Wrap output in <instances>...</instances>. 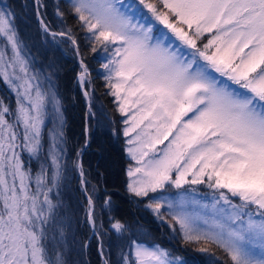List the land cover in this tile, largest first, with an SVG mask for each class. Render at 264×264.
Wrapping results in <instances>:
<instances>
[{"label":"snow or ice","instance_id":"6c2138e0","mask_svg":"<svg viewBox=\"0 0 264 264\" xmlns=\"http://www.w3.org/2000/svg\"><path fill=\"white\" fill-rule=\"evenodd\" d=\"M64 3L91 51L111 53L101 68L129 124L123 134L136 165L127 173L131 196L198 251L215 246L228 264H264V0H137L168 30L159 34L129 0ZM56 14L63 23L59 5ZM13 20L0 8V79L16 93L15 109L0 101V264H64L45 243L56 220L51 194L66 169L63 132L46 131L50 108L62 119L60 101L29 71ZM51 35L80 56L72 28ZM79 64L78 82L90 88L88 65L83 58ZM83 94L89 97L88 88ZM24 152L38 171L26 167ZM76 166L83 176L82 164ZM202 184L213 190L208 201L197 199L195 188L171 199L163 194ZM87 199L94 227L95 205ZM111 226L136 235L131 223ZM118 264H177V258L158 243L130 238Z\"/></svg>","mask_w":264,"mask_h":264},{"label":"trees","instance_id":"16d2710c","mask_svg":"<svg viewBox=\"0 0 264 264\" xmlns=\"http://www.w3.org/2000/svg\"><path fill=\"white\" fill-rule=\"evenodd\" d=\"M5 8L14 15L13 24L27 58L30 71H35L44 86H53L60 101L62 119L50 108L46 131L59 128L63 132L66 169L59 185L54 226H49L46 245L50 255L58 254L64 264H118L122 254H127L130 238L147 240L167 248L174 257L187 264H228L222 249L211 246L209 252H200L195 244H185L180 237L170 235V227L155 219L154 214L139 198L126 189L125 136L122 117L114 104V97L98 68L103 64L101 52L93 53L84 39L86 33L73 17L67 15L64 0H39L38 10L49 29L60 32L72 28L80 46V53L91 73L90 109L87 99L78 85L80 64L73 45L64 38L44 33L38 23L34 0H6ZM65 12L63 23L57 16V6ZM57 59V61H56ZM1 85V79H0ZM59 124V127H57ZM87 127L90 143L84 154L82 166L86 190L95 202L93 219L100 235L92 233L88 220V202L81 186L78 167L79 156L86 142ZM120 220L133 225L135 236L117 234L111 224Z\"/></svg>","mask_w":264,"mask_h":264},{"label":"rangeland","instance_id":"374dc122","mask_svg":"<svg viewBox=\"0 0 264 264\" xmlns=\"http://www.w3.org/2000/svg\"><path fill=\"white\" fill-rule=\"evenodd\" d=\"M6 2V0H0V8H4V9H6L5 8V6H6V4L7 3H5ZM129 2L130 3H132V4H134V5H136L138 8H140V11H142L143 13H144V15H146L147 17H148V22H150V23H154L155 25H156V31H157V34H159V33H161V32H168V30L163 26V25H161V24H159V22H157V21H155L153 18H152V16H151V14L150 13H148L147 12V10L146 9H143L141 6H139L138 4H137V0H129ZM7 10H8V8H7ZM36 12H37V16H38V23L40 24V28L42 29V31L44 32V33H47V32H45L44 31V29H43V27H42V25H41V22H40V17H41V19H42V16H41V12L38 10V7H37V4H36ZM43 20V19H42ZM44 22V21H43ZM46 24V23H45ZM49 29V28H48ZM49 31H53L52 29H49ZM53 32H55V31H53ZM58 33V32H57ZM47 34H51V33H47ZM169 35H171L170 33H169ZM208 35H210V34H205V37H202L201 38V40L200 41H198V45H200V44H202L203 42H206V37L208 36ZM60 38V37H59ZM173 40H175V38L173 37L172 38ZM3 46V40H0V47H2ZM73 49H74V47H73ZM97 52H101V59H102V63H104V62H106V60H107V58L111 55V53L109 52V53H105V52H103L102 50H100L99 48H98V50H97ZM74 53H75V51H74ZM76 58L78 59V62H79V59L80 58H82V56H81V53H80V56H77L76 55ZM27 59V58H26ZM56 61H57V59H56ZM99 70H101L102 72H103V69L101 68V66L98 68ZM29 71H30V67H29ZM80 71H81V68H80ZM79 71V72H80ZM89 71H90V69H89ZM31 73H35L36 74V72L35 71H30ZM79 74V73H78ZM37 75V74H36ZM77 78H78V76H77ZM77 81H78V79H77ZM40 83H41V80L39 81ZM43 85V84H42ZM78 85L80 86V88H81V90L84 92V89L86 88V85L84 86V88H82L81 87V85L79 84V82H78ZM86 99H87V106H88V110L90 109V95H89V97H86ZM0 101H3V103L5 104V105H7V106H9L11 109H15V107H16V93L6 84V83H4L3 82V80L1 79V85H0ZM115 105H116V103H114ZM50 111V110H49ZM120 115H121V119H122V126H124V130L127 128V127H129V124H126V123H124V121L127 119V117H125L124 115H122L121 113H119ZM131 115V113H129V116ZM60 117H61V115H59ZM9 120L11 121L12 120V116L11 115H9ZM48 122H49V119L47 118V120H46V124H48ZM57 127H59V124H57ZM56 129V128H55ZM58 130H60L59 128H57ZM87 133V132H86ZM88 133H89V131H88ZM123 133H124V131H123ZM133 135H135V133H133ZM125 136V135H124ZM86 138V137H85ZM88 138H89V135H88ZM129 139V137H126L125 136V157H127V159H128V161H129V165H127V166H125V174H126V179H127V181H126V189H127V184L131 181V177H129L128 175H127V173H128V171H129V169L130 168H133V167H135L136 165H135V161L134 160H132L131 159V157H130V155L128 154V152H127V148L129 147V145L127 144V140ZM86 142H87V138H86ZM86 142H85V144H86ZM89 143H90V138H89V140H88V146H89ZM165 143H167V141L165 142ZM85 144H84V146H83V151H82V153L80 154V156H79V158H78V160H79V162H80V160H81V164H82V158H83V156H84V154L88 151V146L87 147H85ZM159 147H163L162 145L161 146H159ZM81 158V159H80ZM22 159H24L25 160V164H26V167H31L32 168V170H33V172H36V171H38L39 169H38V162H37V160L35 159V158H31V159H29V154L27 153V152H24V153H22ZM42 162V161H41ZM78 170H79V174H80V169L78 168ZM83 173H84V171H83ZM82 180L84 181V174H83V177H82ZM84 184H85V181H84ZM81 186H82V182H81ZM190 188H195L196 189V193H194V195L196 196V198L197 199H200V200H202V201H208V200H210L211 199V196H212V191L213 190H211V189H209V188H207L205 185H194V186H189V185H184V187L182 188V189H175V188H172V189H165L164 190V192H163V194L164 195H166V196H168L170 199L171 198H173L174 196H175V194L177 193V192H182V191H184V189H190ZM82 189H83V186H82ZM84 191V190H83ZM85 191H87L86 190V184H85ZM85 191H84V193H85ZM87 193H88V191H87ZM161 193L160 192H158V193H154V194H150V195H154V196H159ZM88 195H89V193H88ZM90 196V195H89ZM93 200V199H92ZM88 202V201H87ZM94 205H95V202H94ZM149 210H151V209H149ZM152 211V210H151ZM162 211H163V209H162ZM152 213L154 214V217H155V219L156 220H158L160 223H162V224H164L165 226H169L170 227V230H171V232H170V235H172L173 237H176V233H174L173 231H172V228H171V226L168 224V222H167V219H165V220H160V219H158L157 218V216L155 215V213L152 211ZM87 222H88V220H87ZM95 227V226H94ZM119 235H121L120 233H118ZM99 250V249H98ZM176 258V257H175ZM181 261H183L182 259H180V258H177V264H180V262ZM185 262V261H184ZM187 264V263H186Z\"/></svg>","mask_w":264,"mask_h":264},{"label":"water","instance_id":"95a60500","mask_svg":"<svg viewBox=\"0 0 264 264\" xmlns=\"http://www.w3.org/2000/svg\"><path fill=\"white\" fill-rule=\"evenodd\" d=\"M34 1L36 2V0H34ZM36 4H37V2H36ZM39 19H40V21L42 20L41 17H40ZM44 24H45V23H44ZM51 32H53V31H49V32H47V33H51ZM88 131H89V128L87 127V133H86L87 142H86V144H85V147L88 146V140H89V138H88V135H89ZM80 159H81V158H80ZM79 163L81 164V160H80ZM82 177H83V176H81V174H80V181L82 182L83 190L85 191V184H84V181L82 180ZM85 196H86V199H87V197H89L87 191H85ZM87 201H88V199H87ZM93 213H94V212H93ZM88 223H89V225H90V229H91L92 233L95 234V235L98 237V240H99V248H98V249H99V250H98L99 255H101V257L105 259L104 255H102V252H101L102 244H101L100 235L96 232L95 227H93V225L89 222V219H88ZM111 230H114V229L112 228V226H111ZM114 231H115V230H114Z\"/></svg>","mask_w":264,"mask_h":264}]
</instances>
